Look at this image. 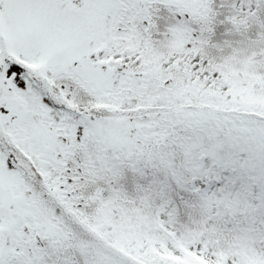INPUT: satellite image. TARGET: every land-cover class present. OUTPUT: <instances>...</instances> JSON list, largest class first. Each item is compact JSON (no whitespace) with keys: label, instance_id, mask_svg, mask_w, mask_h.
Instances as JSON below:
<instances>
[{"label":"snow or ice","instance_id":"snow-or-ice-1","mask_svg":"<svg viewBox=\"0 0 264 264\" xmlns=\"http://www.w3.org/2000/svg\"><path fill=\"white\" fill-rule=\"evenodd\" d=\"M0 264H264V0H0Z\"/></svg>","mask_w":264,"mask_h":264}]
</instances>
